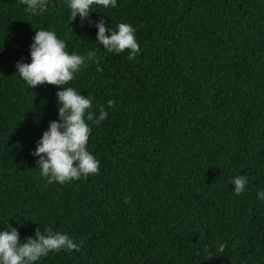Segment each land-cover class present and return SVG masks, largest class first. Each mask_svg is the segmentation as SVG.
Returning <instances> with one entry per match:
<instances>
[{
	"label": "trees",
	"instance_id": "1",
	"mask_svg": "<svg viewBox=\"0 0 264 264\" xmlns=\"http://www.w3.org/2000/svg\"><path fill=\"white\" fill-rule=\"evenodd\" d=\"M23 9L0 0V228L23 221V239L49 226L80 245L38 264H264V0H117L93 5L91 22L71 21L66 0ZM101 18L132 25L140 52L107 53ZM35 28L101 57L102 71L86 62L66 85L108 112L87 144L99 172L64 184L31 155L58 118V86L16 73ZM237 174L249 178L239 196Z\"/></svg>",
	"mask_w": 264,
	"mask_h": 264
},
{
	"label": "clouds",
	"instance_id": "2",
	"mask_svg": "<svg viewBox=\"0 0 264 264\" xmlns=\"http://www.w3.org/2000/svg\"><path fill=\"white\" fill-rule=\"evenodd\" d=\"M20 3L24 5L23 11L26 14L36 16L47 10L50 0H20ZM66 5L71 21L79 16L81 21L91 22L93 5L115 8L117 0H66ZM95 27V41L107 53L119 54L128 49L129 58H132L140 52L132 25L120 22L114 30L112 26L106 28L105 20L101 18L95 22ZM2 50L3 48L0 49ZM29 55L30 62L23 59L16 62V73L20 79L32 89L42 84L58 86V118L49 122L47 130L31 152L39 175L49 184H64L79 180L82 176L97 174L100 161L88 150L87 144L91 125H99L107 118L108 112L104 106H100L98 114L94 113L93 97L82 95L80 91L66 85L86 62L94 63L96 70L102 71L101 57L96 49L89 50L84 55L69 52L65 40L49 29H36L29 45ZM106 103L111 108L115 101L109 99ZM248 183L247 175L233 176L232 192L239 196L246 190ZM256 198L264 201V189L257 191ZM19 226H23V221L19 222ZM18 227L9 224L0 228V264H38L41 258L47 257L51 252L78 250L80 247L68 233L55 231L49 226H44L43 232L36 228L34 235L21 239ZM223 249L224 245L219 244L218 251Z\"/></svg>",
	"mask_w": 264,
	"mask_h": 264
}]
</instances>
